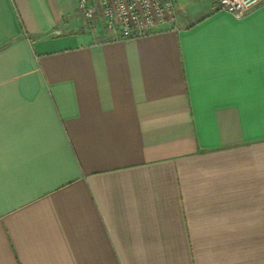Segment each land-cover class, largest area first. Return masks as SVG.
Here are the masks:
<instances>
[{
  "label": "crops",
  "instance_id": "1",
  "mask_svg": "<svg viewBox=\"0 0 264 264\" xmlns=\"http://www.w3.org/2000/svg\"><path fill=\"white\" fill-rule=\"evenodd\" d=\"M218 1L121 40L0 0V264H264V1Z\"/></svg>",
  "mask_w": 264,
  "mask_h": 264
},
{
  "label": "built area",
  "instance_id": "2",
  "mask_svg": "<svg viewBox=\"0 0 264 264\" xmlns=\"http://www.w3.org/2000/svg\"><path fill=\"white\" fill-rule=\"evenodd\" d=\"M264 0H219L218 7L243 15ZM77 9L94 30L100 25L114 37L128 40L163 28H176V0H77Z\"/></svg>",
  "mask_w": 264,
  "mask_h": 264
}]
</instances>
